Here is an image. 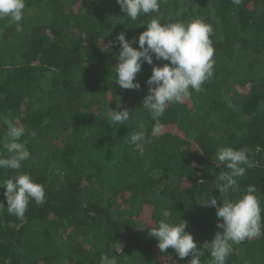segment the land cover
Returning <instances> with one entry per match:
<instances>
[{
    "label": "trees",
    "instance_id": "16d2710c",
    "mask_svg": "<svg viewBox=\"0 0 264 264\" xmlns=\"http://www.w3.org/2000/svg\"><path fill=\"white\" fill-rule=\"evenodd\" d=\"M25 3L32 16L24 14L23 31L0 19V140L5 119L25 127L21 139L31 156L19 171L44 186L45 202L30 201L23 218L0 212V264H100L101 254L118 264H188L190 256L160 253L148 233L161 219L182 220L202 246L222 231L215 209L202 205L208 197L223 200L214 189L226 170L214 164L221 146L248 150L252 167L244 166L240 191L230 195L254 186L264 210V0H160L159 13L136 21L116 0ZM152 18L203 20L214 48L213 76L166 107L159 132L142 107L152 66L142 64L135 90H121L113 70L116 37L137 39ZM108 108H126L130 119L113 124ZM141 130L143 155L129 143ZM0 152L9 155L2 144ZM16 173L0 169V180ZM4 191L0 203L7 207ZM210 259L204 250L201 264ZM226 264H264V234L234 244Z\"/></svg>",
    "mask_w": 264,
    "mask_h": 264
},
{
    "label": "clouds",
    "instance_id": "9594fccd",
    "mask_svg": "<svg viewBox=\"0 0 264 264\" xmlns=\"http://www.w3.org/2000/svg\"><path fill=\"white\" fill-rule=\"evenodd\" d=\"M241 2L242 0H232L234 5ZM116 3L131 21L149 13H159L160 10V0H116ZM25 7V0H0V19H7L10 24L15 23L16 31L21 32L23 28L20 22ZM186 11V8H182L176 16L179 17ZM141 27L145 30L137 39L128 40L123 33L116 37L120 50L116 56L117 64L113 68L114 82L121 90L139 89L140 84L134 81L141 72L142 64L152 66L151 75L146 81L148 93L143 98L142 107L155 122L154 131L159 132L163 128L161 117L166 107L183 103L190 97L191 91H201L203 83L213 76L214 48L210 39L212 27L200 19L191 22L176 19L175 22L161 23L159 18H152ZM133 44H137L138 49ZM111 47L112 42H109L106 48L110 50ZM154 59L168 63L157 66ZM117 107H120L119 103ZM107 119L113 124L124 125L130 119V111L126 108L120 111L108 108ZM3 123L7 125V134L0 140V144L9 155L5 156L0 152V169L17 170V173L9 179L0 180V188L5 190L7 204L5 207L4 203H0V212L6 209L9 215L23 218L30 201L38 206L45 202V189L42 184L35 183L28 173L19 171L22 162L31 156L26 146L27 140L21 139L26 135L25 127L8 119ZM138 127L143 129L142 124ZM31 135L35 136V133ZM145 142L143 130L133 132L129 137V143L139 149L140 155H143ZM247 151L246 148L235 150L222 146L215 151V166H224L226 169L216 177L214 187L223 196V200L218 205L216 198L208 197L202 205L215 209L216 228L222 231L215 232L210 242L205 241L202 246H198L192 234L186 231V221L180 220L173 224L161 219L148 233L157 241L160 253L171 249L179 259L190 256L188 264H201V257L204 250H207L211 257L208 264H226L234 244L264 234L261 215L264 210L255 194L256 188L249 186L243 195L236 198L230 195L240 191L238 178L245 174L244 166L252 167ZM100 264H118V261L114 256L101 254Z\"/></svg>",
    "mask_w": 264,
    "mask_h": 264
},
{
    "label": "rangeland",
    "instance_id": "374dc122",
    "mask_svg": "<svg viewBox=\"0 0 264 264\" xmlns=\"http://www.w3.org/2000/svg\"><path fill=\"white\" fill-rule=\"evenodd\" d=\"M24 14H25L26 17H31L32 16L31 12L29 13V11L28 12L25 11Z\"/></svg>",
    "mask_w": 264,
    "mask_h": 264
}]
</instances>
